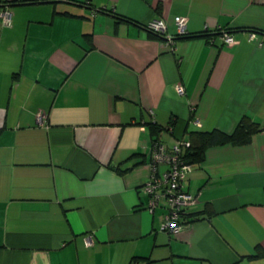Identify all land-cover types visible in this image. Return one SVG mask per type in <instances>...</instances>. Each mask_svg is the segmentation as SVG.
<instances>
[{
    "label": "crops",
    "instance_id": "crops-1",
    "mask_svg": "<svg viewBox=\"0 0 264 264\" xmlns=\"http://www.w3.org/2000/svg\"><path fill=\"white\" fill-rule=\"evenodd\" d=\"M2 7L0 264H264L248 257L264 250V129L192 163L195 220L177 235L142 189L155 136L171 146L189 131L231 133L244 115L264 127V0ZM158 17L171 41L146 28Z\"/></svg>",
    "mask_w": 264,
    "mask_h": 264
},
{
    "label": "built area",
    "instance_id": "built-area-1",
    "mask_svg": "<svg viewBox=\"0 0 264 264\" xmlns=\"http://www.w3.org/2000/svg\"><path fill=\"white\" fill-rule=\"evenodd\" d=\"M0 19L4 24L11 23V11L9 8H0ZM187 17L176 16L177 36L186 35ZM147 28L162 36H166L170 41L172 36L167 35L166 21L162 17L151 20ZM223 41L229 45L235 42L234 37L227 32L222 34ZM177 91L184 93V87L177 85ZM43 114H37L38 122L42 121ZM199 124V122L197 121ZM189 142L179 139L174 145L168 147L161 141H152L150 150V165L152 173L148 180L142 185L143 191L149 196V208L162 206L165 210L161 229L170 235H177L186 227L191 225V221L186 217L190 208L197 202V193H192L184 187V181L192 170V164L185 162L183 156L184 147ZM160 165H164L163 171H158Z\"/></svg>",
    "mask_w": 264,
    "mask_h": 264
},
{
    "label": "trees",
    "instance_id": "trees-1",
    "mask_svg": "<svg viewBox=\"0 0 264 264\" xmlns=\"http://www.w3.org/2000/svg\"><path fill=\"white\" fill-rule=\"evenodd\" d=\"M9 1L11 4L16 2H23V0H9ZM118 18L121 20L129 21L128 19H125L122 16L121 17L118 16ZM148 30L150 35L152 36L160 37V38L162 37V35L153 32L150 29ZM186 35H182V36H186ZM174 124H175V119H171L168 128L169 131L172 132V128ZM150 128L152 130V133L155 135H157L161 130V127L154 123L150 124ZM261 129H264V127H261L258 123L252 121L248 115H244L240 119L234 131L231 133H225L219 129H212L210 131H200V130L189 131V138H180L187 140L189 142V144L185 146L183 150V156L185 162L192 164L193 162L195 163L202 160L204 158L206 149L210 146L223 145V144H232V145L247 144L251 141L253 134ZM153 141H161V140L157 136H155L153 138ZM175 143H173L172 145H174ZM186 217L191 222L195 220V218H193L192 212H189L186 215ZM261 255H264V250L260 249L259 247H256V253H254L253 255H248V257L253 258ZM140 260L141 259L133 258L129 264H136V263L139 264Z\"/></svg>",
    "mask_w": 264,
    "mask_h": 264
}]
</instances>
